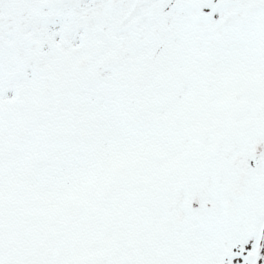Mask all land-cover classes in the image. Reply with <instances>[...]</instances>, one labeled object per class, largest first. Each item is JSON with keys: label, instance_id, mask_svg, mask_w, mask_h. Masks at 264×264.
<instances>
[{"label": "snow or ice", "instance_id": "6c2138e0", "mask_svg": "<svg viewBox=\"0 0 264 264\" xmlns=\"http://www.w3.org/2000/svg\"><path fill=\"white\" fill-rule=\"evenodd\" d=\"M0 264H264V0H0Z\"/></svg>", "mask_w": 264, "mask_h": 264}]
</instances>
